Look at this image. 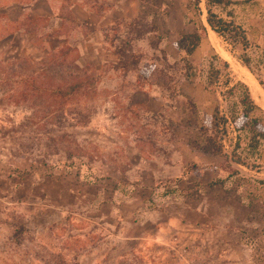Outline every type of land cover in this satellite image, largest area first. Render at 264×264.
<instances>
[{
    "label": "rangeland",
    "instance_id": "1",
    "mask_svg": "<svg viewBox=\"0 0 264 264\" xmlns=\"http://www.w3.org/2000/svg\"><path fill=\"white\" fill-rule=\"evenodd\" d=\"M45 1L0 0V264H264V143L257 156L255 131L235 126L241 107L225 92L246 83L223 54L264 90V0L228 9L250 48L217 34L215 45L208 28L191 60L229 64L212 89L182 61L183 36L208 27L204 2L201 15L193 0H137L97 51L82 48L92 28L71 24L65 0L62 30Z\"/></svg>",
    "mask_w": 264,
    "mask_h": 264
},
{
    "label": "trees",
    "instance_id": "2",
    "mask_svg": "<svg viewBox=\"0 0 264 264\" xmlns=\"http://www.w3.org/2000/svg\"><path fill=\"white\" fill-rule=\"evenodd\" d=\"M202 2L205 3L207 15L206 21L208 27L212 31H214L225 41H229L234 46L241 45L243 49L251 47L247 32L241 26H238L236 24L233 13L228 10L230 7L236 4L235 0H193V5L196 11L201 15L203 13L201 10ZM216 9H221L225 13V17L218 14L216 12ZM142 23V20H133L131 23V26L133 28L132 31L139 32L137 28ZM208 27H205L201 24L193 32L187 33L183 36V40L185 42V54L182 58V61L184 62V69L186 71L188 79L196 75L199 77H203L204 74H206L205 88L212 89L214 87L219 86L223 76H228L227 71L229 69V64L227 62L222 61L218 56H214L213 58H211L208 62L207 67L196 66L195 63L191 60L194 53L200 47L203 39L207 36ZM157 30L158 28L156 26H153L151 32H156ZM124 47H126L125 49H131L132 46L131 43L129 44L128 42L124 44ZM121 52L122 51L119 49L117 52L118 55H121ZM140 57L142 56L133 54V56H131V65L136 66L137 63H139ZM242 62L246 67L250 69L251 59L246 56V54L243 56ZM170 84V80H168V85ZM80 87L81 86L79 85H73L71 86L69 91L61 92L60 95H63L64 97H72L75 95L76 91H79ZM229 87L230 86H228L225 95H229L230 97L236 96L238 98V103L235 106L241 107L240 113L237 110H234L231 113V117L237 129L245 130V126L248 125L249 129L255 131L253 132L252 137L250 138L249 149L252 150L255 154H257V156H259L260 148L264 143V131L256 132V128L261 125L262 121L260 119L251 118V114L258 110V106L252 98L250 90L246 84L242 82H237L234 86L230 88ZM216 110L219 111V109ZM217 111L216 115L214 116L216 123L225 126V124L227 123V119L222 118L223 122L220 123L219 121L221 120V118L217 116ZM245 122L246 125L243 124ZM207 143L210 144V147L207 148V150L213 151L216 154L222 153L221 146L217 145L215 140H213L211 137L207 138ZM224 169H229L232 173H237V170H234L232 168L230 169L224 166Z\"/></svg>",
    "mask_w": 264,
    "mask_h": 264
},
{
    "label": "crops",
    "instance_id": "3",
    "mask_svg": "<svg viewBox=\"0 0 264 264\" xmlns=\"http://www.w3.org/2000/svg\"><path fill=\"white\" fill-rule=\"evenodd\" d=\"M65 1V5L61 3V6L69 9L67 10L72 20L70 21L71 24L78 26V28H92V31L87 32L86 36L82 34L83 39L85 38L84 42H87V46L82 45V48L86 50L88 47H91L97 51L107 49L103 39L104 28H110L115 25L116 22L130 18L129 16H132L133 13V7H137L139 3L137 0H92L93 6H90L86 4V0ZM56 2L57 1L54 2V0H46L45 4L46 8L48 7V17L52 16V19L55 18L58 20L60 22V28L57 30H62L67 21L66 19L64 20L63 15H60L61 8H59ZM209 30L211 33V29ZM65 34L64 32L63 36L57 35L55 39L62 40V43L66 42L69 36ZM97 56H99V52Z\"/></svg>",
    "mask_w": 264,
    "mask_h": 264
},
{
    "label": "bare ground",
    "instance_id": "4",
    "mask_svg": "<svg viewBox=\"0 0 264 264\" xmlns=\"http://www.w3.org/2000/svg\"><path fill=\"white\" fill-rule=\"evenodd\" d=\"M211 35H212L211 36L212 41L214 42L215 45H217L216 39H215V36L217 35L214 33V31L212 32V30H211ZM223 54L226 58H228V60H230V63L232 67L235 69V71L237 72V75L240 78H242V80L248 85L250 92L252 96L254 97L255 101L257 102V104L264 109V90L262 89L260 84L257 82L255 77L248 70H245L242 68L240 69L239 67H237L235 65L236 64L235 60H233V58H231L229 54L227 53H223Z\"/></svg>",
    "mask_w": 264,
    "mask_h": 264
}]
</instances>
